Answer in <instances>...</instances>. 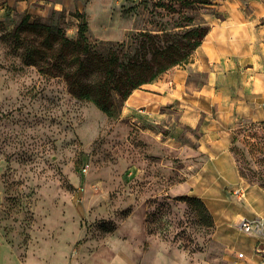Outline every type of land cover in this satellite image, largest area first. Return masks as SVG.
Instances as JSON below:
<instances>
[{"label":"rangeland","instance_id":"obj_1","mask_svg":"<svg viewBox=\"0 0 264 264\" xmlns=\"http://www.w3.org/2000/svg\"><path fill=\"white\" fill-rule=\"evenodd\" d=\"M226 2L47 0L26 11L0 9V259L107 264L125 246L138 261L162 248L207 264L229 247L232 260L247 245L239 220L264 217V121L230 125L223 140L233 168L209 169L196 180L204 162L196 152L199 128L173 105L147 111L144 99L129 105L128 97L107 114L74 95L55 37L60 29L79 38L85 21L92 49L123 43V61L139 52L141 33L186 51ZM142 89L145 83L132 93ZM181 195L200 197L207 214Z\"/></svg>","mask_w":264,"mask_h":264},{"label":"crops","instance_id":"obj_2","mask_svg":"<svg viewBox=\"0 0 264 264\" xmlns=\"http://www.w3.org/2000/svg\"><path fill=\"white\" fill-rule=\"evenodd\" d=\"M219 5L221 18L209 20L208 32L193 50L188 62L177 65L157 79L145 83V89L134 91L127 103L145 100L147 111H157L167 105L180 109L181 120L199 128L201 138L196 152L203 156L198 175L216 169L221 174L233 168L228 146L230 125L239 118L264 121V0H240ZM47 0H1L0 9L13 7L26 11ZM221 125L225 129L221 138ZM197 196V195H196ZM199 196V195H198ZM253 212H261L252 204ZM255 217V216H254ZM264 221V217L262 216ZM247 245L236 247L237 255L230 259V247L220 261L207 264H264V237L243 233ZM240 240V239H239ZM261 247L258 251L256 247ZM165 247V246H164ZM235 248V247H234ZM142 254L141 260L125 246L117 247L107 264H196L179 249H155ZM242 253V256H238ZM0 259V264H9Z\"/></svg>","mask_w":264,"mask_h":264},{"label":"trees","instance_id":"obj_3","mask_svg":"<svg viewBox=\"0 0 264 264\" xmlns=\"http://www.w3.org/2000/svg\"><path fill=\"white\" fill-rule=\"evenodd\" d=\"M86 26L84 21L78 30L79 38L75 40L64 36L60 29L57 30L55 37L59 39L62 53L59 58L66 66L63 75L71 93L89 98L107 114H112L118 105L121 107L140 85L151 82V79L168 68L180 65L186 57L189 59L208 32L207 26L201 31L200 39L190 44L186 51L173 45H158L155 40L158 35L141 33V50L123 61L120 50L123 43L107 51L93 50L85 38ZM31 58L29 56L26 60L36 62ZM179 199L200 205L207 214L200 197L181 195Z\"/></svg>","mask_w":264,"mask_h":264},{"label":"built area","instance_id":"obj_4","mask_svg":"<svg viewBox=\"0 0 264 264\" xmlns=\"http://www.w3.org/2000/svg\"><path fill=\"white\" fill-rule=\"evenodd\" d=\"M235 193L240 197V198H245V192L243 188H239L235 191ZM239 226L240 229L244 232V233H255L258 234L260 236H264V221L262 219V217L256 215L253 218H245L242 217L239 220ZM0 245H1V240H0ZM256 249L258 251H261L263 249H261V247L257 246ZM238 256H242V253H239Z\"/></svg>","mask_w":264,"mask_h":264}]
</instances>
